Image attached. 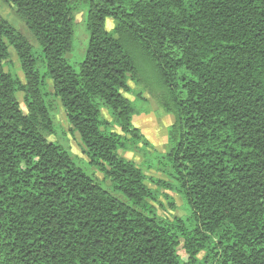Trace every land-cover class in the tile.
<instances>
[{"label":"trees","instance_id":"trees-1","mask_svg":"<svg viewBox=\"0 0 264 264\" xmlns=\"http://www.w3.org/2000/svg\"><path fill=\"white\" fill-rule=\"evenodd\" d=\"M1 1L0 264H264V0ZM145 95L163 152L132 126Z\"/></svg>","mask_w":264,"mask_h":264},{"label":"rangeland","instance_id":"rangeland-1","mask_svg":"<svg viewBox=\"0 0 264 264\" xmlns=\"http://www.w3.org/2000/svg\"><path fill=\"white\" fill-rule=\"evenodd\" d=\"M0 17L6 20L10 25H12L16 30H19L22 23L17 18V16L14 13V9L5 5L0 0ZM81 18L80 14L76 15V21L79 22ZM113 27V21L111 19L107 20L106 23V29L109 31ZM76 28V36L73 39V46L75 51H79V49L82 47V42L84 41V37L82 35L81 31H84L83 25L81 26H75ZM81 30V31H80ZM74 57V60L80 59V54ZM10 57L11 62L13 64V72L20 78L23 79V75L20 71V65L18 62V59L16 57L15 52L13 49L10 50ZM72 55H68V58H71ZM129 86L131 88H134L132 83H129ZM49 90L52 91L51 86L49 84ZM128 99L131 101H134V97L131 95H125ZM145 97L148 99V104H141L139 101H137L136 106L139 108H142L146 110L149 109L148 112L142 113L140 115H135L132 118V126L137 128L140 133L143 135L144 139L150 143L152 148L158 152H163L165 145H166V130L167 127L173 122V117L171 115L165 114L156 104L154 101H152L147 95ZM135 106V107H136ZM23 109V107H22ZM58 122L64 127L65 131L68 132V126L66 122V117L64 114V111L62 110L61 106H59L58 110V116H57ZM68 139L71 146L72 153L79 157V158H85L83 154V148L80 143L79 137L76 133L73 135L68 133ZM119 156L122 158H125L130 161H134L135 163L141 162V157L135 152H125V151H119ZM145 174L148 178H161L164 179L161 174L154 173L153 171H146ZM98 177L101 179L102 176L98 174ZM147 185L150 188H154V185L150 182V180H147ZM167 195L171 198L170 203L169 200H165L164 197H160L159 201L155 203L156 209L158 211V214L165 218H173V217H186L187 213L184 208L183 202L181 198L173 193H167ZM178 254L180 257L185 261L186 256L184 251L179 248Z\"/></svg>","mask_w":264,"mask_h":264}]
</instances>
